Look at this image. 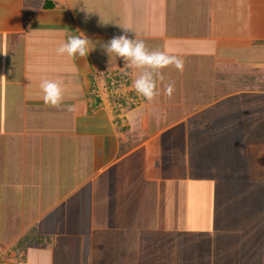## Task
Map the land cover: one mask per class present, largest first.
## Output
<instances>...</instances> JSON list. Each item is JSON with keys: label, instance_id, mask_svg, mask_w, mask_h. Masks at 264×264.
Wrapping results in <instances>:
<instances>
[{"label": "crops", "instance_id": "obj_1", "mask_svg": "<svg viewBox=\"0 0 264 264\" xmlns=\"http://www.w3.org/2000/svg\"><path fill=\"white\" fill-rule=\"evenodd\" d=\"M95 1L0 0V157L13 140L15 151L18 142L21 145L15 158L19 155L24 164L27 160L40 166L34 168L39 176H32L26 185L28 196L19 203L31 212L30 222L10 244L32 228L45 237L43 243L27 247L20 262L10 258L3 264H139L150 237L192 229L190 213L181 227L185 219L181 203L185 215L190 206L202 203L192 185L185 126L148 122L147 116L156 111L155 117L164 116L162 110L150 108L156 98H144V105L126 111L125 102L120 104L116 97L113 102L105 92L108 70L132 71L134 80L137 69L114 54L110 59L96 46L87 57L57 53L62 42L81 32L89 39L109 40L124 34L119 16L123 14L127 23L132 9L127 12L116 4L106 7ZM245 1L230 6L232 10L235 6L239 31L247 32L238 35L264 42V0ZM99 22L107 23L99 26ZM153 24V31L156 27L158 31L147 36L159 41L154 49L178 57L193 53L210 58L218 52L210 39L180 41L190 47L177 45L180 39L176 32L171 34L174 28ZM202 27L206 36L205 24ZM145 28H129L127 34L138 37L141 30L148 32ZM45 79L62 82L64 99L59 108L43 102L40 83ZM168 82L157 81V88ZM115 84L111 83L112 89ZM93 89H99V95ZM70 105L74 111L68 110ZM116 105L122 106L121 112L114 110ZM123 117L129 128L122 129L116 121L122 123ZM10 118L17 119L6 128ZM122 150L127 152L120 156ZM2 208L6 210L5 205ZM4 260L0 253V264Z\"/></svg>", "mask_w": 264, "mask_h": 264}, {"label": "rangeland", "instance_id": "obj_2", "mask_svg": "<svg viewBox=\"0 0 264 264\" xmlns=\"http://www.w3.org/2000/svg\"><path fill=\"white\" fill-rule=\"evenodd\" d=\"M236 1L243 3L244 0L95 1L106 7L116 4L127 12L132 9L130 17H125H129L127 23L123 14L119 16V28L125 26L139 31L147 27L143 31L148 32L141 30L136 34L138 37L132 39L143 40L149 49L159 46V41L147 36L158 31L157 27L153 31V21L158 27L162 22L165 28H174L171 34L177 33L180 39L177 45L190 47L180 41L210 39L218 46V52L210 58L193 53L194 57L189 53L181 55L182 72L174 67L163 69L168 83L176 81L175 91L169 98L163 87L157 88L158 95L150 108L162 110L164 116L155 117L156 111L151 117L147 116L148 122L185 126L192 185L200 193L198 199L202 203L196 208L190 206L186 215L181 203L180 215L185 219L187 216L181 227L192 214L189 220L192 231L180 228L174 235L166 230L157 237H150L143 244L139 264H264V42L238 35H247V32L239 31L235 6L233 10L230 7ZM136 13L138 19H135ZM102 23L107 22H99V26ZM202 24H205L206 36L202 33ZM90 40L89 46L98 48L109 41ZM115 59L120 58L115 56ZM108 71L104 87L110 99L116 97L121 104L125 102L126 111L144 105L142 96L140 104L134 103V98L140 95L132 86V71ZM137 72L139 74V70ZM113 81L115 89L110 86ZM95 86L98 87L96 83ZM93 91L99 95V89ZM115 91L117 94L112 96L111 92ZM16 119L10 118L6 128ZM116 121L122 129L129 128L126 118L123 117L122 123L119 118ZM12 141L8 142L11 148L2 150L0 157V201L3 200L6 207L2 210L4 205L0 202V253L5 259L1 264L10 258L20 262L21 254L27 249L18 250L20 241L31 231H37L27 230L14 245L10 244L30 222L31 212L28 214V209L19 203L28 196L26 185L36 175L34 168L40 167L29 164L27 158H23L24 164L19 155L15 158L21 145L18 142L19 148L15 151ZM10 188L13 194L9 198ZM35 233L39 235L38 231Z\"/></svg>", "mask_w": 264, "mask_h": 264}, {"label": "clouds", "instance_id": "obj_3", "mask_svg": "<svg viewBox=\"0 0 264 264\" xmlns=\"http://www.w3.org/2000/svg\"><path fill=\"white\" fill-rule=\"evenodd\" d=\"M123 28L122 35L112 37L107 43L101 45L104 52L111 57L122 58L129 68L139 70V74L132 81L135 91L147 101H153L157 95V81H164L163 69L174 67L178 71L184 70V61L176 55L165 51L150 50L143 40L129 38L128 28ZM91 40L81 32L80 35L69 36L56 49L59 55L67 54L69 57H87L94 47H89ZM43 92V102L53 108H59L63 103L62 82L45 79L40 83ZM164 94L169 98L175 91L174 82L163 84ZM69 111L75 106L70 105Z\"/></svg>", "mask_w": 264, "mask_h": 264}, {"label": "trees", "instance_id": "obj_4", "mask_svg": "<svg viewBox=\"0 0 264 264\" xmlns=\"http://www.w3.org/2000/svg\"><path fill=\"white\" fill-rule=\"evenodd\" d=\"M123 104H124V102H123ZM126 152H127V150H122L120 153V156ZM35 232H37V231H35ZM35 232L31 231L29 234H26L24 236V238L20 241V243L18 245V250H21L25 247L39 245V244L43 243L45 238L37 235Z\"/></svg>", "mask_w": 264, "mask_h": 264}, {"label": "built area", "instance_id": "obj_5", "mask_svg": "<svg viewBox=\"0 0 264 264\" xmlns=\"http://www.w3.org/2000/svg\"><path fill=\"white\" fill-rule=\"evenodd\" d=\"M141 102H142V100L139 98V99H138L137 101H135L134 103H136V104H140ZM129 103H131V102H127V104H129ZM115 108H116L118 111L122 110V106H119V105H116Z\"/></svg>", "mask_w": 264, "mask_h": 264}]
</instances>
